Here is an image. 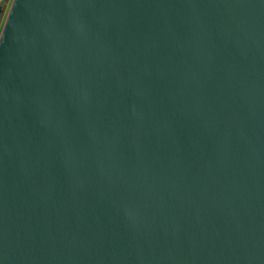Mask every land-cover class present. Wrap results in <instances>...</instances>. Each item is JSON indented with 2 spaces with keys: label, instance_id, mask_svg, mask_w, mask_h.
<instances>
[{
  "label": "water",
  "instance_id": "obj_1",
  "mask_svg": "<svg viewBox=\"0 0 264 264\" xmlns=\"http://www.w3.org/2000/svg\"><path fill=\"white\" fill-rule=\"evenodd\" d=\"M0 264H264V0H13Z\"/></svg>",
  "mask_w": 264,
  "mask_h": 264
},
{
  "label": "rangeland",
  "instance_id": "obj_2",
  "mask_svg": "<svg viewBox=\"0 0 264 264\" xmlns=\"http://www.w3.org/2000/svg\"><path fill=\"white\" fill-rule=\"evenodd\" d=\"M13 0H0V33L3 29L4 23L6 21L7 15L9 13L11 4Z\"/></svg>",
  "mask_w": 264,
  "mask_h": 264
},
{
  "label": "flooded vegetation",
  "instance_id": "obj_3",
  "mask_svg": "<svg viewBox=\"0 0 264 264\" xmlns=\"http://www.w3.org/2000/svg\"><path fill=\"white\" fill-rule=\"evenodd\" d=\"M0 17H1V14H0Z\"/></svg>",
  "mask_w": 264,
  "mask_h": 264
}]
</instances>
